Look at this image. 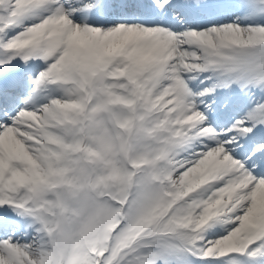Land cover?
<instances>
[{"label":"snow or ice","instance_id":"snow-or-ice-1","mask_svg":"<svg viewBox=\"0 0 264 264\" xmlns=\"http://www.w3.org/2000/svg\"><path fill=\"white\" fill-rule=\"evenodd\" d=\"M0 264H264V0H0Z\"/></svg>","mask_w":264,"mask_h":264}]
</instances>
